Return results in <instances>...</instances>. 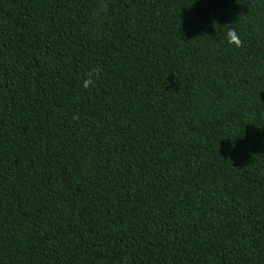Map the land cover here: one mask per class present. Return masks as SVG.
<instances>
[{
  "label": "trees",
  "instance_id": "16d2710c",
  "mask_svg": "<svg viewBox=\"0 0 264 264\" xmlns=\"http://www.w3.org/2000/svg\"><path fill=\"white\" fill-rule=\"evenodd\" d=\"M0 264H264V0H0Z\"/></svg>",
  "mask_w": 264,
  "mask_h": 264
},
{
  "label": "clouds",
  "instance_id": "9594fccd",
  "mask_svg": "<svg viewBox=\"0 0 264 264\" xmlns=\"http://www.w3.org/2000/svg\"><path fill=\"white\" fill-rule=\"evenodd\" d=\"M223 42L227 43L230 46H235L237 48L242 45V41L239 37V33L236 31L235 28L232 27H228L227 29L224 30ZM99 71L100 69L98 67L93 68L91 71H89L87 73L86 78L82 80V87L87 89L90 85H93L94 79L96 78Z\"/></svg>",
  "mask_w": 264,
  "mask_h": 264
}]
</instances>
